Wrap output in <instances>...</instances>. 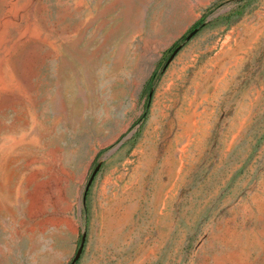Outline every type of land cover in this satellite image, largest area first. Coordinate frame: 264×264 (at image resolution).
Listing matches in <instances>:
<instances>
[{
	"label": "rangeland",
	"instance_id": "374dc122",
	"mask_svg": "<svg viewBox=\"0 0 264 264\" xmlns=\"http://www.w3.org/2000/svg\"><path fill=\"white\" fill-rule=\"evenodd\" d=\"M82 237L75 264H264V0H0V264Z\"/></svg>",
	"mask_w": 264,
	"mask_h": 264
},
{
	"label": "trees",
	"instance_id": "16d2710c",
	"mask_svg": "<svg viewBox=\"0 0 264 264\" xmlns=\"http://www.w3.org/2000/svg\"><path fill=\"white\" fill-rule=\"evenodd\" d=\"M205 18H206V17L203 15L199 20H197V21L192 25V27H191L190 30H193V29H195V28H199V27H201L202 24L204 23V19H205ZM184 38H185V36H182L181 39H180L179 41L175 42V43L171 46V48H169L166 52H167L168 54H170V53L173 51V49H175V47H177L180 43H182V42L184 41ZM163 58H164V56H163ZM162 60H164V59H162ZM160 65H161V64L159 63V64L157 65V67L155 68V70L151 73V75H150L149 78L147 79V81H146V83H145L144 91H146V90H149V91H150V90L152 89V87L154 86V84L156 83V81L159 79V77H160V74H159V66H160ZM149 103H150V98L147 97V98H146L145 105H144V111H143V114L140 116V122L144 121L145 118H146V115H147V109H148V107H149ZM86 194H87V193H86ZM85 197H86V196H85ZM82 204H83L82 213H83V214H86L87 207H86V203H85V201H83ZM76 263H77V262H76Z\"/></svg>",
	"mask_w": 264,
	"mask_h": 264
},
{
	"label": "water",
	"instance_id": "95a60500",
	"mask_svg": "<svg viewBox=\"0 0 264 264\" xmlns=\"http://www.w3.org/2000/svg\"><path fill=\"white\" fill-rule=\"evenodd\" d=\"M196 33H197V28H195V29H193V30H190V31L186 34V36H185V40H189V39H191ZM180 47H181L180 45H178L177 47H175V49L172 51L171 55H170L169 58L167 59L166 64H168V63L170 62V60L173 58V56L179 51ZM119 145H120V143H118L116 147L110 149V150L105 154V156H107V155H109L110 153H112V152H113V151H114ZM96 172H97V167L92 171V173H91V175H90V178H89V180H88V183H87V185H86V187H85V190H87V188H88V186L90 185V183H91V181H92L94 175L96 174ZM84 240H85V238L82 237L81 242H80V244H79V247L77 248V250H76V252H75V255L73 256V258L71 259V261H70L69 264H75V263L79 260L80 255H81L82 250H83Z\"/></svg>",
	"mask_w": 264,
	"mask_h": 264
}]
</instances>
